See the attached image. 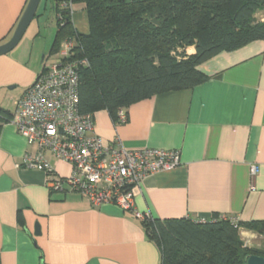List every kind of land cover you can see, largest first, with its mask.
<instances>
[{
	"label": "crops",
	"instance_id": "crops-1",
	"mask_svg": "<svg viewBox=\"0 0 264 264\" xmlns=\"http://www.w3.org/2000/svg\"><path fill=\"white\" fill-rule=\"evenodd\" d=\"M28 1L0 0V45L12 37ZM46 1L56 19L52 0ZM42 3L34 20L44 14ZM71 18L79 33H89L81 3ZM39 20L31 22L18 46L0 55V264H162L160 246L132 211L93 206L78 192L51 189L44 170L18 166L36 146L8 120L54 41L39 63ZM43 44L46 52L49 43ZM198 69L207 81L125 107V123H114L107 110L95 112V131L107 142L118 135L129 149L179 150L177 167L143 180L136 210L158 219L218 215L264 222V40L219 52ZM46 156L58 174H70V164L49 151ZM241 235L264 241L253 230L241 229Z\"/></svg>",
	"mask_w": 264,
	"mask_h": 264
},
{
	"label": "trees",
	"instance_id": "trees-1",
	"mask_svg": "<svg viewBox=\"0 0 264 264\" xmlns=\"http://www.w3.org/2000/svg\"><path fill=\"white\" fill-rule=\"evenodd\" d=\"M52 0L58 29L50 54L65 39L75 42L79 68V109L107 110L118 123V110L154 95L195 87L209 79L198 66L222 51L264 40V0ZM88 13L89 33L72 22L74 5ZM38 16V14L36 15ZM189 47L195 51L187 52ZM212 215L143 222L162 251V264H247L249 255L264 257L250 246L241 229L264 235V222H242Z\"/></svg>",
	"mask_w": 264,
	"mask_h": 264
},
{
	"label": "built area",
	"instance_id": "built-area-1",
	"mask_svg": "<svg viewBox=\"0 0 264 264\" xmlns=\"http://www.w3.org/2000/svg\"><path fill=\"white\" fill-rule=\"evenodd\" d=\"M64 7L72 8V0H67ZM74 46L72 39H65L57 57L44 62L38 77L16 101L8 122L29 145L36 146L35 151L24 153L18 166L44 170L46 183L53 190L78 192L93 206L114 204L132 211L142 221L150 219V213L136 210L135 196L148 175L177 167L180 152L152 147L129 149L118 135L110 142L99 136L94 113L79 109V68L88 61L72 57ZM117 117L118 122L125 123L126 110H118ZM46 151L70 164V174H58ZM257 172L258 167L253 165L252 189Z\"/></svg>",
	"mask_w": 264,
	"mask_h": 264
},
{
	"label": "rangeland",
	"instance_id": "rangeland-1",
	"mask_svg": "<svg viewBox=\"0 0 264 264\" xmlns=\"http://www.w3.org/2000/svg\"><path fill=\"white\" fill-rule=\"evenodd\" d=\"M45 2H47V4H48V7H47L46 10H44V3ZM40 11L44 13L43 16L40 17V20L38 18H36L34 21H32V23L34 22V24H35L39 20V25L41 26L40 27L41 35L39 36L40 39L38 38L36 40V42H35L36 47L38 49V60H39V63L41 61V57H42L43 53L48 54V52H49L48 50H49V48H50V46L52 44V41H53V39L55 37V34H56V31L58 29V25H57L56 19H55V17H52V15H51V6H50L49 1L43 0L42 6L40 7ZM256 17H257V19L263 20L264 19V12H258ZM31 24H30V26H31ZM30 26L28 27L26 33L28 32ZM26 33H25V35H26ZM25 35H24V38H25ZM46 40L48 41L49 46H48L46 52H42V51H44V44L43 43L44 42L46 43ZM21 44H23V43H21ZM193 50H194L193 47H189L187 49V52L189 54H191L193 52ZM56 57H57V54L54 53V54H50L47 59L49 61H52ZM246 242L250 246H261V244L263 242V239H261V238H256V239L252 238V239H250L249 241H246Z\"/></svg>",
	"mask_w": 264,
	"mask_h": 264
},
{
	"label": "water",
	"instance_id": "water-1",
	"mask_svg": "<svg viewBox=\"0 0 264 264\" xmlns=\"http://www.w3.org/2000/svg\"><path fill=\"white\" fill-rule=\"evenodd\" d=\"M41 0H29L28 4L16 26V29L6 43L0 45V55L6 54L13 50L23 38L29 25L37 15V11ZM40 234L39 225L36 227L35 235ZM247 264H264V257L260 255L251 254L247 258Z\"/></svg>",
	"mask_w": 264,
	"mask_h": 264
}]
</instances>
